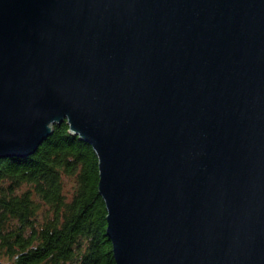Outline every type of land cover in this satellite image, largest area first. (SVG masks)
Instances as JSON below:
<instances>
[{"label":"water","instance_id":"95a60500","mask_svg":"<svg viewBox=\"0 0 264 264\" xmlns=\"http://www.w3.org/2000/svg\"><path fill=\"white\" fill-rule=\"evenodd\" d=\"M63 121L115 264H264V0H0V159Z\"/></svg>","mask_w":264,"mask_h":264},{"label":"trees","instance_id":"16d2710c","mask_svg":"<svg viewBox=\"0 0 264 264\" xmlns=\"http://www.w3.org/2000/svg\"><path fill=\"white\" fill-rule=\"evenodd\" d=\"M97 186L96 154L65 121L34 153L1 158L0 264H115Z\"/></svg>","mask_w":264,"mask_h":264},{"label":"rangeland","instance_id":"374dc122","mask_svg":"<svg viewBox=\"0 0 264 264\" xmlns=\"http://www.w3.org/2000/svg\"><path fill=\"white\" fill-rule=\"evenodd\" d=\"M72 191V180L70 178H64V192L67 194V196H70V193ZM0 261L3 263H9L10 260L6 256L0 257Z\"/></svg>","mask_w":264,"mask_h":264}]
</instances>
